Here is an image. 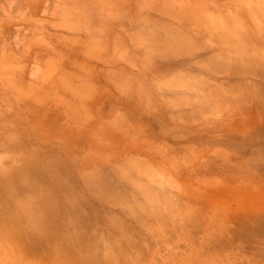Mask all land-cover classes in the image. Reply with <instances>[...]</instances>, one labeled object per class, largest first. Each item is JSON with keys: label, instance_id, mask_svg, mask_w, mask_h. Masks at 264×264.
<instances>
[{"label": "rangeland", "instance_id": "rangeland-1", "mask_svg": "<svg viewBox=\"0 0 264 264\" xmlns=\"http://www.w3.org/2000/svg\"><path fill=\"white\" fill-rule=\"evenodd\" d=\"M146 1L135 34L156 39H137L119 66L57 55L68 86L56 95L81 96L120 138L97 160V197L65 209L80 222L47 225L80 233L0 247V264H264V0H232L231 16L247 21L232 33L248 38L224 47L246 48L245 62L176 25L178 0L162 13Z\"/></svg>", "mask_w": 264, "mask_h": 264}, {"label": "crops", "instance_id": "crops-1", "mask_svg": "<svg viewBox=\"0 0 264 264\" xmlns=\"http://www.w3.org/2000/svg\"><path fill=\"white\" fill-rule=\"evenodd\" d=\"M124 1L0 0V247L22 252L80 233L61 228L51 235L47 225L80 222V212L65 209L97 197V160L111 158L103 151L117 149L120 138L101 120L108 117L82 108L81 96L56 95L57 87L68 86L55 79L63 71L57 55L79 54L97 67H117L137 39H156L135 34L133 26L135 12L146 14L151 4ZM177 5L176 25L190 28L198 40L207 32L215 55L245 62L246 48L232 54L224 47L248 38L242 30L232 33L233 24L247 22L231 16L232 0ZM165 6L160 0L154 8L162 13Z\"/></svg>", "mask_w": 264, "mask_h": 264}]
</instances>
